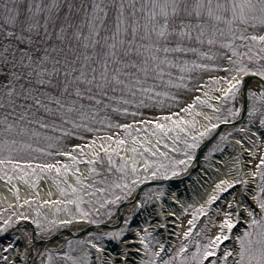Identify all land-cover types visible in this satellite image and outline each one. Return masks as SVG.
Instances as JSON below:
<instances>
[{"label": "snow or ice", "instance_id": "6c2138e0", "mask_svg": "<svg viewBox=\"0 0 264 264\" xmlns=\"http://www.w3.org/2000/svg\"><path fill=\"white\" fill-rule=\"evenodd\" d=\"M257 27L264 29V0H0V81H2L0 108L15 109L22 100L24 103L20 104V107L25 111L20 116V121L31 115L27 109L40 108L52 115L59 114L76 128L83 127L88 131H98L88 128L87 124L77 123L70 117V113L78 112L81 121L89 119V116L81 111L85 106L82 101L78 105V98L87 96L97 104L106 103L102 98L109 95V90L114 93L127 91L131 97L140 95L147 100L168 97L170 95L168 91H157L155 86L157 81L165 86L178 87L186 78L189 80L192 78L185 74L196 68L220 67L217 64L197 63L196 60H188L184 57L183 53H199L201 57H209V52L202 51L200 47L205 43L209 46L220 44L232 52V56L228 57L230 76L209 77V79L217 83L223 81L228 85L226 90H222V97H216L217 99L231 98L235 101L241 93L244 76L254 73L264 78V34L251 31ZM237 40L246 41L242 45L245 51L239 50L241 46L237 45ZM193 44L197 46H191ZM253 61H255L254 66ZM174 70H179L181 73L178 80L174 79ZM94 90L99 92V98ZM245 95L253 101V105L247 108L249 124L258 129L253 135L259 137L260 145H264V88L259 91L246 89ZM111 99L122 100L124 104L136 102L125 99L123 95L112 96ZM172 99L178 100L179 97L173 96ZM29 100L33 103L28 104ZM202 102L206 103V101ZM139 103L143 104L144 100H140ZM192 107L193 105L189 104L184 111ZM210 107L220 111L215 105ZM116 111L128 113L129 109L118 107ZM238 111L233 107L229 113L235 117ZM12 115H16L15 111ZM133 115H143V113H133ZM254 118H257L255 122ZM107 119L106 117L105 120ZM162 119L163 123L156 119L139 122L133 120L132 124L117 122L115 127L124 129V136L105 132L103 140L108 146L101 145V150L108 161L116 164L119 171L125 175L129 174L130 160V174L136 175L138 148L152 152L153 155L157 153L149 147L147 134L144 135V139L132 135L133 131H141L133 125L139 123L147 128L158 144L164 143V135L169 132H175L177 140L180 139V132L186 133L189 137L193 136L189 128L184 126L189 121L178 113L169 112L167 115H162ZM207 119L212 118L207 117ZM216 119L222 118L218 116ZM0 120L6 125L0 129V135L4 137V144L0 147L17 145L18 141L14 138L10 139L9 133L30 131L27 127L21 126L19 121L10 122L7 115L0 117ZM34 122L41 123L40 120ZM100 122L104 123V121ZM29 123L33 121L30 120ZM191 123L194 125L195 120ZM111 126L110 124L109 127ZM43 127L49 125L45 123ZM215 127V124H210L209 129L197 135L203 137ZM60 130L64 131V129ZM113 142L116 148L111 147ZM129 142L132 144L133 155L123 157L122 163L117 162L115 157L122 155L121 149ZM100 144V139L93 138L88 144V149L91 151ZM185 144L190 149L198 146L194 137L190 144L185 140ZM25 146L31 147L30 144ZM73 147L81 149L83 145L77 144ZM13 150L15 149L8 147L9 154ZM261 150L260 147L255 151L252 148L248 149L249 153L258 160V165L253 163L251 174L252 178L259 177L260 181L254 186V195L249 185L250 178L247 176L239 180L219 181L217 185L219 192H224L237 184L242 186L240 198L229 202L228 205L229 208L235 209V214L231 211L222 213L219 232L209 238L208 244L197 247L191 257V264H204L206 260L209 264H217L216 260H209V257H215L221 243L232 236L233 228L241 219L242 212H247L251 226L245 229L243 234L235 236L239 244L238 249H224L222 264H228L229 257H235L233 264H264V155L257 156ZM63 154L73 156L71 151ZM92 155L93 159L88 163L93 165L91 172L95 174L97 171L95 162L100 160L103 163V160L95 151ZM159 155L168 157L166 152H160ZM185 155L191 159L187 152ZM85 159L87 160V157ZM143 159L145 163L141 167L145 169L154 164L158 169L163 167L162 164L147 157ZM169 162L174 165L185 163L178 160ZM5 163L20 167L21 161L0 159V164ZM24 163L35 172L31 160H26ZM76 163L78 158L73 160V164ZM36 167L41 170H55L57 173L61 172L62 168L65 173L72 171L67 165L41 164ZM75 171L78 173L79 168ZM108 171L111 172L112 168L109 167ZM172 174L175 175L176 171L173 170ZM151 175L155 176L156 172H152ZM77 180L82 184L86 183L79 175ZM114 187L122 188L130 194L134 185L116 183ZM61 191L66 192L68 189L62 188ZM71 191L83 193V189H78L75 185L71 186ZM16 192L18 195L19 189ZM248 197L258 204L260 215L247 202ZM216 199L218 196L213 194L209 197L208 203L211 204ZM118 201V197H113V202ZM62 203L75 205L76 214L73 215V219L89 218L90 213L83 207L82 194ZM200 208L202 214L204 205ZM195 215L189 224L194 223ZM11 224V218L4 221L0 224V232L7 231ZM191 231L192 229L189 228L184 235L188 236ZM123 234V229L117 233H107L109 236ZM147 236L148 233L145 232V238L141 243L145 255L149 258L141 259L140 264H176L175 256L161 261L160 253L164 251V246L161 245L159 251L152 249ZM8 247L11 248L13 245L9 244ZM95 247L102 250L99 244ZM186 249L187 245H184L176 254L180 257V264H188ZM57 255L67 256V253H57ZM130 255L129 252L125 256L123 264H130ZM51 259L49 253V264ZM70 259L75 260L74 257Z\"/></svg>", "mask_w": 264, "mask_h": 264}, {"label": "rangeland", "instance_id": "374dc122", "mask_svg": "<svg viewBox=\"0 0 264 264\" xmlns=\"http://www.w3.org/2000/svg\"><path fill=\"white\" fill-rule=\"evenodd\" d=\"M251 31H254L257 34H264V29L259 27L251 29ZM236 43L237 45L241 46L239 48L241 52L245 51L242 45L246 43V41L237 40ZM191 46L197 45L193 44ZM200 47L202 51L209 52V57H201L199 53H183L184 57L188 60H196L197 63L217 64L220 65V67L204 69L196 68L192 72L185 74L186 76L190 75L192 78L190 80L186 78L178 87L165 86V84H161L159 81H157L155 84L157 91H168L170 93L168 97H158L156 100H147L140 95L131 97L127 91H124L123 93L117 91L114 93L109 90V95L102 98V100L106 101V103L97 104L96 101L89 100L87 96L78 98V105L82 101L85 106L81 111L86 113L89 116V119L81 121L79 119L78 112L70 113V117L75 119L77 123L87 124L88 128L98 129V131H88V129L83 127L76 128L72 123L62 118L59 114L52 115L46 113L40 108L27 109L31 115L25 117L23 121H20L19 118L25 111L24 108L20 107V104L24 103L22 100L19 101L15 109L12 107L0 108V117L7 115L10 122L19 121L21 126L27 127L30 130L28 133H20L16 131L9 133L10 139L14 138L18 141L17 145L0 147V159H4L5 161H21L20 167H14L10 163L0 164V190L3 191V189L6 190V187L10 188V186H12L14 190L12 193H10L12 199H21L20 197L24 194L29 197L27 206H31L33 213L36 215V222L39 221V223H36L35 225L41 228V234L46 237L47 234L45 231L43 234L42 229H48L49 231H52V229H56V227L61 226V224L69 225L75 221L99 224L104 220H109L115 215L120 204L125 202L132 195L136 186H139L144 181L162 179L166 176L172 177L182 173L191 164L197 148H188L185 144V140H187L190 144L194 137L197 144L199 145L200 139H202L201 136H196V133L193 132L194 130L191 129L189 130L193 133L192 137H189L186 133L180 132V139L177 140L175 138L176 133L169 132L164 135V143L158 144L156 139L151 136L147 128H144V126L139 123L133 125L134 128H139L141 131H133L132 135L137 136L139 139H144V135L147 134L149 147L153 149V152L157 153L156 155H153L152 152H147L143 148H138L136 153V175L130 174V160L128 162L129 174L125 175V173L119 171V168L116 164L108 161L107 156L103 151L99 153L103 163H101L100 160L95 162L97 171L95 174H93L91 172L93 165L88 163L89 160L88 158L86 160L85 157H87L96 148L101 147V145L104 147L108 146L103 140L105 132H109L112 135L119 133L121 136H124V129L115 127L117 122L122 124H132L133 120L139 122L141 120L156 119L163 123L164 121L162 119V115H167L169 112L178 113L179 116L184 117L186 120L190 113L203 108L204 102L202 101H204L206 93L210 91L212 86L226 84L223 81H220L219 83L214 82L213 80L209 79V77L230 76L228 71V57L232 56V52L220 44L209 46L205 43ZM257 50L259 49L257 48ZM252 64L254 66L255 61H253ZM174 72V79L178 80L181 73L179 70H174ZM0 83H2V81H0ZM184 85H187V87ZM94 92L99 98V92L97 90H94ZM121 95H123L125 99H132L136 102L132 104H124L122 100L111 99L112 96ZM173 96H177L179 99H172ZM198 97L199 99H197ZM140 100H144V103L140 104ZM235 101H233L231 98H225L222 111L219 113L221 118L225 117L226 120L232 121L233 118L230 116L229 110L235 106ZM45 102L50 103L48 101ZM27 103L31 104L33 102L29 100ZM189 104H192L193 107L189 108L188 111H184V109L187 108ZM118 107H127L129 112L123 113L116 111V108ZM14 111L16 113L15 116L12 115ZM133 113H143V115H133ZM106 117L108 118L107 120H105ZM30 120L33 121V123H29ZM36 120H40L41 123H35L34 121ZM100 121H104V123H101ZM45 123L48 124L49 127H43V124ZM169 123H171V120ZM110 124L112 125L111 127H109ZM4 127H6V125H4L2 120H0V129H3ZM60 129H64V131H61ZM93 138L100 139L101 144L97 145L93 150L90 151L88 149V144L93 140ZM19 141H23V143H19ZM3 144L4 137L3 135H0V145ZM29 144L31 147L25 146ZM77 144L83 145V147L81 149L74 148L73 146ZM130 145H132L131 142H129L126 147L121 149L122 155H117L115 157L117 162L122 163L123 157H131L133 155L132 153L128 156L126 153V149L130 147ZM8 147H11L15 150L9 154ZM111 147L116 148V144L113 142ZM40 149H44V151H40ZM69 151L73 153L72 157L63 154ZM160 152L168 153V157L166 158L162 155H159ZM186 152L188 156L191 157V159L186 157ZM143 157H147L154 162H158L159 164H162L163 167L158 169L154 164L145 169L141 167V165L145 163ZM76 158H78V163L80 161H84L86 163L85 165H87L88 170L84 175H81L79 172L77 173L75 171L76 168H79L80 171V166L78 163L73 164V160ZM92 159L93 158L90 160ZM26 160H31L33 162L35 172H33L32 169H29L27 164L24 163ZM170 160L185 161V163L182 165H174L173 163L169 162ZM41 164H55L57 166L67 165L72 169V171L65 173L63 168L59 173L55 172V170H41L40 168L36 167L37 165ZM109 167L112 168L111 172L108 171ZM173 170L176 171L175 175L172 174ZM152 172H156V175H151ZM78 175L81 176L83 180L86 181V183L82 184L79 180H77ZM121 178H123V180ZM47 181H52L53 183L57 184L56 187L58 188L59 194L61 195V198L52 204L45 202L46 199L41 198V192H39V190H42L44 187L51 186ZM116 183H128L130 185H134V187L131 188L129 194L122 188L114 187ZM72 185H75L78 189H83V193H73L71 191ZM62 188L68 189V191L62 192ZM17 189H19L18 195L16 192ZM101 189L104 191H101ZM29 190H31L29 194H33L32 197L26 193ZM81 194L83 195L84 201L83 207L90 213V216L87 219H73V215L76 214L75 205H66L62 202L72 200ZM151 195L153 197L155 195V190L153 188L150 190L149 197ZM113 197H118L119 201L113 202ZM256 207L257 209L255 210L257 211V214L260 215V210L257 203ZM46 208H48V210ZM9 218H11L12 224L8 227L7 231L0 232V264H8L9 258L10 248L8 246H5L6 248H4L3 241L9 237L12 241L11 244L14 246L21 235L14 231L15 226H17L19 222V214L16 212V209L2 207L0 209V224L4 223V221L8 220ZM191 220H193V218ZM62 221L64 223H61ZM68 221L71 222L68 223ZM195 221L198 222L199 219H196ZM196 222L189 224V228H191L192 231L188 236L184 235L183 239L180 241H174V248L171 250V252L166 253L163 256L160 253L161 261L168 260L170 257L175 256L176 264H180V257L176 254L179 252L182 246L187 245L185 255L188 258V264H191V257L196 252L197 247L208 244L209 238L214 237L219 232L218 228L214 231L215 233L212 232L209 235L207 234L206 236H203L202 231L207 230L205 228L201 231V235L196 237L194 240V236L196 235L193 236V234L195 232L196 226L198 225ZM48 223L52 225V229L49 227L50 225ZM250 226L251 225L249 223L248 217V225L245 229L249 228ZM22 229V233H24L26 236L29 238L32 236L30 231L25 230L26 228ZM7 234H9V236ZM230 238L231 236L229 239ZM93 239L94 240L91 244H87L85 241L70 238L63 250L56 253H52L51 251L44 252L39 259L38 264H49V253H51L52 256L51 264L90 263L92 259L90 253L92 251L95 253L99 251L95 245L99 244L100 248H103V239H101L99 235L93 234ZM154 241L155 239L152 236L148 242L152 249L158 251V249H156L154 246ZM175 242H178V244L176 245ZM224 244L225 241L221 243L220 248L221 246L225 247ZM236 246L238 249V242ZM219 250L216 254L217 261L222 264L223 253L218 254ZM57 253H67V256L57 255ZM71 257H74L75 260L73 261L70 259ZM148 258L149 257L146 256L145 259ZM234 259L235 257H229L228 264H233Z\"/></svg>", "mask_w": 264, "mask_h": 264}, {"label": "bare ground", "instance_id": "6f19581e", "mask_svg": "<svg viewBox=\"0 0 264 264\" xmlns=\"http://www.w3.org/2000/svg\"><path fill=\"white\" fill-rule=\"evenodd\" d=\"M244 84L242 85V87ZM227 84H219L212 86L210 91L206 93L203 108L190 113L186 120L188 124L184 125L189 129H198L201 132H205L209 129L210 124H215L214 129H210L207 134L202 137L201 143H205L209 138L219 130V125L222 123H229L225 126L221 134L230 136L233 141V145L221 147L216 145L217 135L212 140L204 155L202 156L199 166L194 163V173L190 174V169L184 170L182 173L176 175L177 183H168L169 179L158 180V184L150 187H145L143 191L138 194L141 186L148 181H144L139 186L134 188L132 195L128 198L127 204L120 209L121 215L124 217V225L120 228H116V224L119 220V215L111 218L107 221L106 228L95 227L91 228L89 225L83 222H73L69 225L61 224L56 227V232L60 234V238L57 241L47 242L44 246H33L35 240L30 239L23 232L24 227L28 229L32 228L34 235H36L34 228V221L36 215L33 213L31 206H27L28 196L22 195L18 200L12 199L10 193L13 188L6 187V190H0V209L2 207H9L10 209H16L19 214L18 230L21 234V239L10 250L8 264H27L29 257L34 258L33 264H37L38 256L43 251L58 252L64 248L70 238L85 241L91 244L93 234L99 235L103 239V248L98 252L92 251L90 264H123L125 256L130 252L129 257L130 264H140L141 259H145V250L141 241L145 238V231H149L150 235H154L156 244L167 246L171 245L175 240L183 239L184 233L189 229V221L192 219V213L199 209L201 205L210 206V215L203 216L200 223L196 226V230L210 229L208 232L212 233L216 229H220L219 224L223 219L222 213L225 211H231L235 214L234 208H229V202H233L235 199H239L242 186L237 184L233 188H227L224 192L217 190V185L221 180H239L244 176L250 178L249 185L252 187V194H255V185L259 184V177L252 178L253 163L258 165V160L255 156H252L248 149L252 148L253 151L257 147H260L261 152L257 153V156L264 155V145L259 144V137L253 135L258 129L252 127L249 124L248 112L243 122L239 121L242 112V87L241 93L237 96L235 101V109H238V114L234 117L237 123L227 122L224 118L217 120L218 111L210 107L215 105L218 109L225 98L217 99L216 97H222V90H226ZM263 88V85L259 81L253 80L250 82L248 89L252 91H259ZM253 105V101L249 99L248 107ZM207 117H211L209 120ZM220 117V116H219ZM195 120L193 125L191 121ZM234 120V119H233ZM237 120V121H236ZM255 122V120H254ZM209 142V141H208ZM213 144V146H212ZM132 145L126 150L127 155L132 154ZM96 153H101V147L94 150ZM93 152V151H92ZM92 152L87 156L88 160L93 158ZM84 161H80L79 173L84 175L88 168ZM192 164V163H191ZM244 165V167H243ZM169 177V176H168ZM161 181V182H160ZM51 186L44 187L41 192V198L46 199L45 202H56L61 198L59 194L57 184L52 181H47ZM155 190L154 197L150 194V190ZM22 190V189H20ZM25 192V191H24ZM31 190L26 192L29 194ZM6 194V195H5ZM213 194L218 196V199L211 204L208 203L209 197ZM33 196L32 193L29 194ZM138 196V197H137ZM8 197V198H7ZM247 202L254 208L256 202L247 198ZM50 203V204H52ZM205 208V207H204ZM48 210V208H46ZM117 213V212H116ZM127 221V223H125ZM248 225L247 212L241 213V219L236 224L237 228L233 230V234L228 241H225L227 248L237 249L236 240L234 236H238L242 233ZM121 229L124 230L122 236H109L107 233H117ZM16 231V230H15ZM69 231L73 235L84 233L80 237H72L67 233ZM91 231V232H90ZM18 232V231H16ZM89 232V233H88ZM215 233V232H214ZM142 237L143 239H141ZM39 241L43 238L36 237ZM7 241V240H4ZM176 243V242H175ZM5 244H8L6 242ZM178 244V242H177ZM126 249L128 251H126ZM159 249V248H158Z\"/></svg>", "mask_w": 264, "mask_h": 264}, {"label": "water", "instance_id": "95a60500", "mask_svg": "<svg viewBox=\"0 0 264 264\" xmlns=\"http://www.w3.org/2000/svg\"><path fill=\"white\" fill-rule=\"evenodd\" d=\"M243 79H244V86H243V103H242V106H243V112H242V119L240 120L241 122H243V121L245 120V118H246V114H247L248 98H247L246 95H245V90L248 89L250 82L253 81V80H257V81H259V82L263 85V87H264V78L259 77V76H257L256 74H248L247 76H244ZM234 123H237V122H234ZM227 125H229V124H222V125L219 127V130H218V132L216 133V135H217V134H218V133H219V132L225 127V126H227ZM216 135H214V136L211 138V140L206 144V146H207L212 140L215 139ZM206 146L203 147V148H201V149L199 150V153L197 154V161H198V162H200V160H201V158H202V156H203V153L205 152ZM193 172H194V170H192L191 173H193ZM170 181H171V182H175V181H177V180H176V179H171ZM154 183H157V182H150V183H147V184L141 186V189H139L137 195L139 196V194L142 192V189H144L145 187H147V186H149V185H151V184H154ZM138 196H137V197H138ZM126 204H127V202L123 203V204L120 206L119 210H118V215H119V220H120L119 226H121V225L123 224V217H122V215H121L120 209H121L122 207H124ZM90 227H91V228H95V227H103V228H106L107 225H106V224H100V225H98V226H90ZM67 233L70 234V235L73 236V237H80V236H82V235L84 234V233H80V234H78V235L75 236V235L71 234L69 231H67ZM58 238H59V236H56V237L54 238L53 241L57 240ZM44 243H45V242H37V241L34 242L35 245H42V244H44Z\"/></svg>", "mask_w": 264, "mask_h": 264}]
</instances>
